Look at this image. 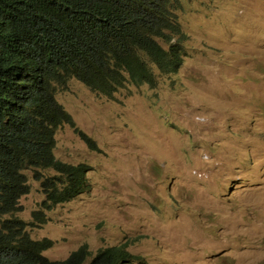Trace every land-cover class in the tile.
<instances>
[{"label":"rangeland","instance_id":"1","mask_svg":"<svg viewBox=\"0 0 264 264\" xmlns=\"http://www.w3.org/2000/svg\"><path fill=\"white\" fill-rule=\"evenodd\" d=\"M183 68L156 89L128 81L108 99L71 83L58 157L82 163L88 188L21 216L49 259L123 244L146 264H264V0H184ZM187 75V76H186Z\"/></svg>","mask_w":264,"mask_h":264},{"label":"clouds","instance_id":"2","mask_svg":"<svg viewBox=\"0 0 264 264\" xmlns=\"http://www.w3.org/2000/svg\"><path fill=\"white\" fill-rule=\"evenodd\" d=\"M72 1L0 0V11L43 4L60 10ZM186 6L184 0H95L92 28L57 29L37 22L28 40L12 36L0 22V264H146L123 244L108 245L95 254L81 247L54 263L44 254V241L31 237L44 223L43 209L26 219L21 216V200L34 184L44 196L43 204L71 200L88 188L85 162L61 160L57 135L67 127L92 150L98 147L77 126L59 93L74 82L108 99L128 81L146 82L156 89L162 74L169 78L185 63L180 55H186L189 37L180 29L177 12H184ZM164 12L175 14L182 33L177 71H161L147 51L148 27L155 35ZM159 43L169 49L175 39ZM126 57L133 58L131 63ZM55 197L65 199L54 202ZM108 253H113L111 259L102 257Z\"/></svg>","mask_w":264,"mask_h":264},{"label":"trees","instance_id":"3","mask_svg":"<svg viewBox=\"0 0 264 264\" xmlns=\"http://www.w3.org/2000/svg\"><path fill=\"white\" fill-rule=\"evenodd\" d=\"M94 10L95 0H74L60 10H56L51 4H43L33 9H16L13 12L0 11V22H5L12 36H21L22 39L28 40L32 37V29L37 22L51 24L57 29L92 28L94 23H91V20L94 17ZM164 13L157 21L159 31L157 30L155 35H153L152 29L148 27L147 51L156 58L161 71L162 69L177 71L181 67V60L176 52L180 48L179 43L182 39V33L179 30L178 23L175 24V14ZM174 39V46L169 49L163 48L159 43V41L169 43ZM171 55H173V58H170ZM132 59L129 57L125 58L130 63ZM136 76L138 77L139 74ZM147 81L151 82L152 78H148ZM80 170H84L83 167H80ZM64 199V197H55L54 202ZM112 254H103L102 257L106 258L108 255V258L111 259Z\"/></svg>","mask_w":264,"mask_h":264}]
</instances>
